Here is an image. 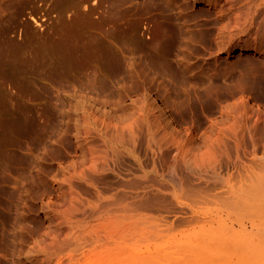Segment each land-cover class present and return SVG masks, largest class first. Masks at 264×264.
<instances>
[{"label":"rangeland","instance_id":"374dc122","mask_svg":"<svg viewBox=\"0 0 264 264\" xmlns=\"http://www.w3.org/2000/svg\"><path fill=\"white\" fill-rule=\"evenodd\" d=\"M138 112L155 127V177L134 175L154 156L139 122L134 153L68 179L81 146L101 147L106 125ZM254 123L264 125V0H0V125L34 129L0 147V264H76L73 250L44 245L68 187L85 202L153 178L144 225L180 236L195 205L176 183L215 188L211 175L231 172L237 154L249 161L252 138L258 153L264 142L245 130L236 145L221 128ZM217 136L213 167L196 169L193 153Z\"/></svg>","mask_w":264,"mask_h":264},{"label":"bare ground","instance_id":"6f19581e","mask_svg":"<svg viewBox=\"0 0 264 264\" xmlns=\"http://www.w3.org/2000/svg\"><path fill=\"white\" fill-rule=\"evenodd\" d=\"M251 50L263 51L257 46H241L238 53ZM19 69L22 68L16 70ZM142 113L138 112L141 118L136 115L129 121L106 125L101 147L92 144L81 146L82 166L71 168L68 179L84 177L87 170L109 168L115 154L134 153L135 124L139 122L146 125V145L154 156L148 170L141 169L134 175L144 179L152 173L155 177L157 164L154 157L159 152L157 136L155 127ZM260 118V115L256 116L255 123ZM255 123L224 125L221 133L233 136L238 145L245 130L251 138L257 130L264 134V125ZM32 131L34 129L27 125H0L2 151L13 141L14 134L27 137ZM212 139L193 153L194 167L198 170L213 167L211 162L216 158L222 137ZM20 143L23 139L17 142ZM256 144L257 141L252 138L249 161L238 162L237 154L231 172L211 175L218 183L215 188L195 186L190 181L189 184L175 182L182 190L180 192L195 205L186 219V229L178 237L165 233L159 227L144 225L148 216L144 214L143 206L153 208L157 201L154 191L146 195L148 188H156L157 182L151 176L152 182L141 190L136 188L135 191L124 192L126 184L122 183L123 191L118 190L108 196H100L99 193L95 200L85 202L68 187L60 206L62 210L55 215L61 223L60 230L55 238H44V245L73 250L71 259L76 264H264V142L261 143L260 153ZM167 165L166 176L172 180L175 164L171 162Z\"/></svg>","mask_w":264,"mask_h":264}]
</instances>
